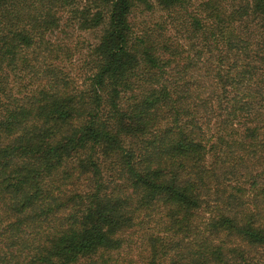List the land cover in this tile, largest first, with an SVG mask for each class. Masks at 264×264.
I'll list each match as a JSON object with an SVG mask.
<instances>
[{
  "label": "trees",
  "instance_id": "16d2710c",
  "mask_svg": "<svg viewBox=\"0 0 264 264\" xmlns=\"http://www.w3.org/2000/svg\"><path fill=\"white\" fill-rule=\"evenodd\" d=\"M258 250L264 0H0V264Z\"/></svg>",
  "mask_w": 264,
  "mask_h": 264
},
{
  "label": "rangeland",
  "instance_id": "374dc122",
  "mask_svg": "<svg viewBox=\"0 0 264 264\" xmlns=\"http://www.w3.org/2000/svg\"><path fill=\"white\" fill-rule=\"evenodd\" d=\"M231 180H233V179H231ZM232 185H234L235 183L233 182V183H231ZM241 185V184H240ZM258 253H257V255H258V258H264V250H258L257 251Z\"/></svg>",
  "mask_w": 264,
  "mask_h": 264
}]
</instances>
